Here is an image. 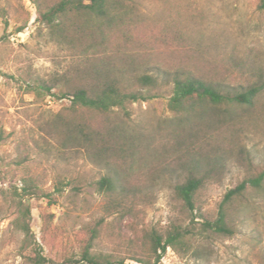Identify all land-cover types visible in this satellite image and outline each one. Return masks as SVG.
<instances>
[{
	"label": "trees",
	"instance_id": "obj_1",
	"mask_svg": "<svg viewBox=\"0 0 264 264\" xmlns=\"http://www.w3.org/2000/svg\"><path fill=\"white\" fill-rule=\"evenodd\" d=\"M31 1L37 21L48 28L71 62L47 78H30L27 90L69 100L68 106L45 123L46 131L80 149L107 173L95 182L105 196L103 214L84 227L80 250L62 258L48 256L31 227V199L47 196L38 180L27 175L19 179L20 184L16 180L11 188L0 189L12 212L14 229L23 234L20 253L25 262L160 264L168 248L179 254H197L206 232L232 236L234 208L264 189V167L255 165L244 146L235 154L226 141L227 133L236 123V111L254 106L264 90V77L248 86L233 87L218 80L220 72L209 69L195 71L184 64L176 71L164 69L162 58L149 53L139 37L133 21L138 16L136 0ZM259 8L264 11V0H259ZM23 29L17 27L16 32ZM161 77L165 84L172 83L168 106L176 115L173 141L165 143L162 137L160 141L147 138L128 124L133 103L158 96L155 90L163 84ZM6 138L1 129L0 145ZM234 154L245 176L224 193L218 215L207 218L201 213L199 195L222 179ZM13 162L0 155L2 179L12 172ZM161 172L169 174L174 197L192 213L188 224L174 221L162 229L145 223L141 206L154 202V175ZM195 216L202 220L197 222Z\"/></svg>",
	"mask_w": 264,
	"mask_h": 264
},
{
	"label": "rangeland",
	"instance_id": "obj_2",
	"mask_svg": "<svg viewBox=\"0 0 264 264\" xmlns=\"http://www.w3.org/2000/svg\"><path fill=\"white\" fill-rule=\"evenodd\" d=\"M136 2L138 16L133 21L139 37L149 53L162 58L164 69L176 71L183 64L195 71L209 69L220 72L218 80L233 87L248 86L264 77V11L259 0ZM20 26L24 29L16 32ZM156 37L160 39L155 41ZM70 62L48 28L37 21L31 0H0V130L7 136L0 155L14 161L9 176L0 177V189L11 188L16 180L20 184L19 179L27 175L38 180L47 196L31 199V227L45 253L54 258L80 250L84 227L103 214L105 202L95 182L107 169L46 131L45 123L68 106L69 100L27 90L30 78H47L64 71ZM161 82L155 90L157 97L132 104L128 124L147 138L160 141L162 137L165 143L173 141L176 115L168 106L172 83L165 84L162 77ZM235 122L228 130L227 143L235 154L244 146L255 165L264 167V90L254 106L236 111ZM235 154L230 156L222 179L199 195L201 213L207 218L218 215L224 193L245 176ZM19 160L23 162L15 164ZM154 177L155 200L141 206L145 223L162 229L174 221L188 224L193 215L174 197L169 174L161 172ZM69 180L73 184H66ZM232 217V236L206 232L197 254H179L168 248L160 264H264V189L235 206ZM12 219L0 193V264H27L20 253L23 234L14 229ZM195 219L202 220L199 216Z\"/></svg>",
	"mask_w": 264,
	"mask_h": 264
}]
</instances>
